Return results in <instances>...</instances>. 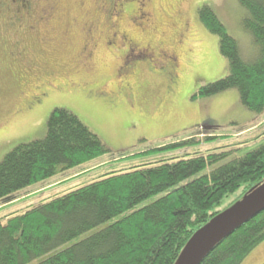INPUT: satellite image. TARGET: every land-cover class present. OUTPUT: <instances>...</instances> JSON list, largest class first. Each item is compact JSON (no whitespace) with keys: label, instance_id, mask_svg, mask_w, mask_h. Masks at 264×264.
<instances>
[{"label":"rangeland","instance_id":"rangeland-1","mask_svg":"<svg viewBox=\"0 0 264 264\" xmlns=\"http://www.w3.org/2000/svg\"><path fill=\"white\" fill-rule=\"evenodd\" d=\"M49 3L52 10L41 14L38 9L44 2L34 0L32 11L25 15L15 11L16 4L0 0V161L19 143L43 138L56 107L77 115L109 152L0 199V220L113 169L164 155L243 148L232 151L227 160L264 143V110H248L236 88L194 95L199 87L228 72L217 36L199 20V7L205 4L215 12L245 59L255 51L242 25L247 11L237 0H115V7L108 5L109 0ZM112 23L116 29L110 28ZM114 30L119 36L116 41ZM128 44L134 49L127 54ZM39 89L44 94L37 95L35 104ZM188 134L198 141L169 153L140 154L187 139ZM207 135L216 137L204 139ZM243 185L212 210L227 208ZM106 223L27 264L37 263ZM263 262L264 240L240 264Z\"/></svg>","mask_w":264,"mask_h":264},{"label":"trees","instance_id":"trees-1","mask_svg":"<svg viewBox=\"0 0 264 264\" xmlns=\"http://www.w3.org/2000/svg\"><path fill=\"white\" fill-rule=\"evenodd\" d=\"M237 1L247 11L242 25L255 51L245 59L215 12L205 4L199 7V20L217 36L228 72L199 87L194 95L236 88L241 104L260 113L264 110V0ZM188 136L140 154L169 153L198 141ZM236 150L243 148L164 155L113 169L21 213L9 214L0 220V264H27L107 221L35 264H177L196 230L264 183V143L225 160ZM106 152V145L77 115L56 107L43 138L19 143L3 156L0 199ZM242 184L239 197L227 208L212 210ZM263 240L264 210L221 240L200 264H240Z\"/></svg>","mask_w":264,"mask_h":264},{"label":"water","instance_id":"water-1","mask_svg":"<svg viewBox=\"0 0 264 264\" xmlns=\"http://www.w3.org/2000/svg\"><path fill=\"white\" fill-rule=\"evenodd\" d=\"M264 210V183L196 230L182 249L177 264H200L235 229Z\"/></svg>","mask_w":264,"mask_h":264},{"label":"flooded vegetation","instance_id":"flooded-vegetation-1","mask_svg":"<svg viewBox=\"0 0 264 264\" xmlns=\"http://www.w3.org/2000/svg\"><path fill=\"white\" fill-rule=\"evenodd\" d=\"M33 1H34V0H9V3H10V4H16V5H17L15 11H23V13H24L25 15H29V13L32 11V3H33ZM43 2H44V4L40 5V6H39V9H38V12L41 13V14H44V13H46V12L52 10V5L49 3V0H46V1L43 0ZM108 5L111 6V7H115V5H116L115 0H109ZM140 5H144V3H140ZM35 6H36V5H35ZM41 18H45V19H46L45 16H42ZM35 27H36V26L29 25V28H30V29H34ZM110 28H114V29H116L117 26H115V24L112 23L111 26H110ZM118 38H119V36H118V34H117V31L114 30L113 40L116 41V39H118ZM125 39H126L125 36H122V37L120 38V41H121V42H124ZM90 41H91V40L89 39V41H87V43H90ZM128 45H129V46H128V51H126L127 54H128L131 50L134 49V47H132L130 44H128ZM15 47H17V49L19 48V47L16 46V45H15ZM19 49H21V48H19ZM16 52L19 53L20 56L22 57L23 54H22L21 51L16 50ZM130 53H131V52H130ZM86 56L88 57V56H89V53H87ZM22 58H23V57H22ZM27 61H28V59L26 58V62H27ZM36 93H37V94H35L36 96H35V98H34V103H35V104H36V98L38 97L37 95H39V96H43L44 92H43L42 89H39ZM39 101H40V100H39ZM32 108H33V105L30 106L29 111H30Z\"/></svg>","mask_w":264,"mask_h":264}]
</instances>
